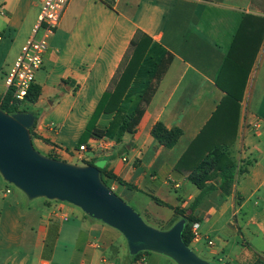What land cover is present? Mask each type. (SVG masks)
Segmentation results:
<instances>
[{
	"label": "crops",
	"instance_id": "obj_1",
	"mask_svg": "<svg viewBox=\"0 0 264 264\" xmlns=\"http://www.w3.org/2000/svg\"><path fill=\"white\" fill-rule=\"evenodd\" d=\"M42 1L0 0V100L7 91L5 74L31 37ZM247 15L264 18V0H70L32 85L38 95L26 113L35 116L29 130L34 149L76 167L88 166L84 164L88 161L100 163L99 169L106 168L136 188L116 181L109 187L124 201L139 199L137 209L148 217V208L166 209L171 216L175 208L191 213L189 207L200 191L189 179L193 161L181 162L183 155L199 136L202 144L224 145L233 163L232 189L223 197L219 190L208 194L203 200L215 197L216 203L205 208L203 201L192 212L196 218L202 213L205 225L201 229L195 222L200 239L191 245H201L212 234L215 247L204 248L208 259L201 258L207 262L254 264L264 258V40L237 107L225 100L217 85ZM138 32L150 37L152 44L119 107L100 114L96 123L97 129H107L119 142L109 139L113 145L101 150L99 140L86 136L87 150L78 153L89 120L103 96L113 90V79ZM139 111L138 122L121 132L122 119ZM157 123L181 130L176 145L167 148L151 136ZM205 152L199 151V156ZM218 180L206 183L216 186ZM0 188V264H100L101 260L177 264L155 252L134 261L118 230L79 207L44 197L31 199L17 187V193ZM115 232L125 240L127 256ZM108 253L114 260L107 258Z\"/></svg>",
	"mask_w": 264,
	"mask_h": 264
},
{
	"label": "water",
	"instance_id": "obj_2",
	"mask_svg": "<svg viewBox=\"0 0 264 264\" xmlns=\"http://www.w3.org/2000/svg\"><path fill=\"white\" fill-rule=\"evenodd\" d=\"M35 116L0 109V174L29 198L44 197L79 207L88 216L118 230L132 255L155 252L177 264H212L199 258L182 240L184 220L169 230L145 224L100 176L95 165L83 168L41 156L33 147L29 130Z\"/></svg>",
	"mask_w": 264,
	"mask_h": 264
},
{
	"label": "trees",
	"instance_id": "obj_3",
	"mask_svg": "<svg viewBox=\"0 0 264 264\" xmlns=\"http://www.w3.org/2000/svg\"><path fill=\"white\" fill-rule=\"evenodd\" d=\"M262 40H264V18L247 15L243 17L242 22L233 38L229 51L226 55L223 66L219 72L217 85L225 93V100L238 106V102L241 99L245 84L254 63L256 54L259 50ZM152 44V40L147 35L138 32L134 39L131 41L129 51L125 57L121 67H119V75L113 79V90L103 96L98 104L93 116L89 120L86 128L85 136L83 137L79 146L84 145L87 137H91L95 141L101 138H108L119 142L118 138L109 132L107 129L100 130L96 128L97 119L102 113L114 112L120 104L121 99L126 93L131 81L135 77L138 69L142 65V62ZM38 95V89L31 86L25 100L21 102H12V98L9 92H6L0 103V109L7 114H13L18 112H31L28 104H32ZM221 107L219 106V111ZM34 114V113H33ZM142 114V111L136 113H130L126 115L121 122L120 131L128 132L131 130V125L136 124ZM35 115H37L35 113ZM218 115V112L215 113ZM227 123L225 122V134ZM182 132L179 129H166L162 123H157L151 130V136L160 144L165 145L167 148H171L177 144ZM87 136V137H86ZM224 145H209L207 143L202 144L200 136L197 137L188 147L187 152L183 155V159L193 161L189 163V179L194 186L200 191L199 195L193 201L189 210L191 213L187 214L186 210L179 208L174 209V213L184 219V229L182 231V240L189 247L191 245L193 235L191 233V226L196 222L192 212L199 205L202 199L219 189L223 194H228L232 187L234 179L233 163L228 160L225 153ZM206 150L203 156H199V151ZM85 165H94L93 161L84 163ZM181 171V170H180ZM100 176L103 183L110 187L111 182L116 181L118 184L126 186L130 190L136 188L132 185L126 184L121 179L115 177L106 168L100 169ZM211 179H220L218 186L207 185V181ZM152 200L165 207H169L168 204L161 200L150 196ZM173 224L169 227L171 228ZM160 229V230H168ZM142 254L147 252H140L133 257L136 261Z\"/></svg>",
	"mask_w": 264,
	"mask_h": 264
},
{
	"label": "built area",
	"instance_id": "obj_4",
	"mask_svg": "<svg viewBox=\"0 0 264 264\" xmlns=\"http://www.w3.org/2000/svg\"><path fill=\"white\" fill-rule=\"evenodd\" d=\"M116 2L117 0H104ZM70 0H43L40 13L33 28L31 37L21 47L20 53L14 61L12 67L6 72L4 80L6 92H9L12 102H21L25 100L28 91L34 84L36 73L43 66V56L48 47V40L59 25L61 17ZM0 33V41H1ZM113 144L107 138L99 140L98 148L101 150L109 149ZM87 150V146L81 145L77 152L81 153ZM79 159L82 157L79 155ZM6 192H9L8 190ZM198 224L193 223L191 233L192 241L197 242L200 239ZM207 239V238H206ZM213 245L210 239H207V246ZM144 259H141L143 263ZM100 264H107L104 260Z\"/></svg>",
	"mask_w": 264,
	"mask_h": 264
},
{
	"label": "rangeland",
	"instance_id": "obj_5",
	"mask_svg": "<svg viewBox=\"0 0 264 264\" xmlns=\"http://www.w3.org/2000/svg\"><path fill=\"white\" fill-rule=\"evenodd\" d=\"M1 61H2V57L0 56V65H1ZM1 101L2 100H0V103H1ZM73 163H77V164H80V165H82L80 162H78V161H72ZM96 167H100V163H95L94 164ZM218 181H220V180H218ZM220 184V183H219ZM218 184V185H219ZM207 185H213L212 183H207ZM218 185H216V186H218ZM3 186V191L5 190V187H8V188H10L13 192H15V193H17V189L15 188V186L14 185H12V184H7V183H5L4 181H3V179L1 178V176H0V187H2ZM214 186V185H213ZM1 189V188H0ZM231 189H232V187H231ZM231 189H230V192H231ZM217 190H219V189H217ZM216 190V191H217ZM220 191V190H219ZM230 192L228 193V194H223L221 191H220V193H221V196L223 197V196H227V195H229L230 194ZM179 193H180V191H179ZM119 196H121L120 195V192H118L117 193ZM207 196V195H206ZM123 196H121V199L124 201V199L122 198ZM135 197H142V196H135ZM137 200H139V199H131L130 201H124L126 204H128L131 208H133V210L135 211V212H137L138 214H139V216L142 218V220L145 222V224H147L148 226H151V227H153V228H156V229H158V230H160V229H167V228H169L170 229V225L171 224H173L172 225V227L176 224V223H178L179 221H181V220H184V219H182L181 217H179V216H177L176 214H174L173 216H171V212L170 211H168V210H166V209H162V210H160V211H158V210H155V209H150V208H148V212H149V216L147 217V216H145V215H143L140 211H138V209H137ZM141 200V199H140ZM204 200L202 199V201L199 203V205L198 206H200L201 204H202V202H203ZM211 201H213V202H215L216 203V198L215 197H211V198H209L208 200L206 199L205 201H204V203H203V206L205 207V208H208L209 207V205H213L212 204V202ZM142 205H145V204H142ZM187 214H189V213H187ZM195 218V220L198 222V224L201 226V229L204 227V225H205V223H204V217L202 216V213L200 214V215H198V218H196V217H194ZM239 218V217H238ZM185 223V222H184ZM207 227V226H206ZM168 229V230H169ZM199 232V231H198ZM116 233V235H118V242H120L121 244H122V247H123V253H124V256H127V245H126V242H125V240L123 239V237L120 235V234H118L117 232H115ZM210 239L212 242H213V245H211V246H207V239ZM235 242V241H234ZM238 242H239V244H241V241H240V239H238ZM215 243H216V240H215V237H214V235H206L205 237H204V239L202 240V243H201V245H190L189 246V248L193 251V252H195V254L197 255V256H199L200 258H203V259H205V258H207L208 259V257L206 256V254L204 253V251H203V249L204 248H207V249H213L214 247H215ZM147 252V254H145V258H147V257H149V256H151V255H153V254H151L150 253V251H146ZM111 255H113L114 256V254L113 253H108L107 254V258L109 259L110 258V256ZM113 256H111V260H114L113 258ZM121 258H123V257H121ZM122 260V259H121ZM210 261L213 263V264H229V263H222V262H220V261H218L217 259H210ZM145 264H146V262H145ZM232 264H234V263H232ZM254 264H264V258H262V259H258L257 261H255V263Z\"/></svg>",
	"mask_w": 264,
	"mask_h": 264
}]
</instances>
